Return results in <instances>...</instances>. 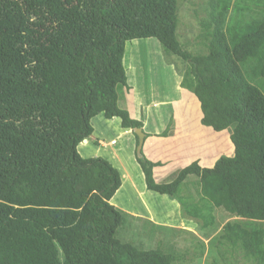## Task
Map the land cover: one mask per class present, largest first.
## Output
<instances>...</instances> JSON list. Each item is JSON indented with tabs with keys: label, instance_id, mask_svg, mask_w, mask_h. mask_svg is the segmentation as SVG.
Instances as JSON below:
<instances>
[{
	"label": "trees",
	"instance_id": "obj_1",
	"mask_svg": "<svg viewBox=\"0 0 264 264\" xmlns=\"http://www.w3.org/2000/svg\"><path fill=\"white\" fill-rule=\"evenodd\" d=\"M232 2L207 0L205 52L192 53L178 39L177 0H0V264H175L116 237L127 215L110 203L121 175L77 149L98 114L144 126L118 100L127 41L150 37L186 63L180 87L197 98L202 125L231 127L234 150L168 183L136 155L146 188L204 227L217 208L250 221H227L217 238L264 264V0Z\"/></svg>",
	"mask_w": 264,
	"mask_h": 264
},
{
	"label": "rangeland",
	"instance_id": "obj_2",
	"mask_svg": "<svg viewBox=\"0 0 264 264\" xmlns=\"http://www.w3.org/2000/svg\"><path fill=\"white\" fill-rule=\"evenodd\" d=\"M177 1L178 39L192 53L205 52L198 34L201 32L199 20L207 14V0ZM249 5L250 13H253L249 16L253 17L259 6L256 3ZM163 50L154 37L127 41L123 61L128 88L120 91L118 100L121 108L143 120L144 128L148 121L149 132L146 133L150 135L145 139L141 153L157 163L153 167V177L158 183L173 181L179 171L194 160L200 158L201 166L211 167L219 156H231L234 150L230 139L231 127L216 132L200 123L197 98L179 85L186 63ZM160 101L162 105L156 108ZM144 104H149L151 109H146ZM171 110L175 111L172 116ZM92 125L93 136L77 147L80 155L102 157L123 175L126 168L135 182L130 185L125 180L110 200L111 204L127 213L116 231L118 239L139 249H160L170 253L175 264H256L245 256L239 244L232 246L226 241L219 242L217 238L227 221L238 219L251 226L250 221L217 208L215 223L202 226L200 220L182 212L176 199L146 188L144 175L135 159L136 135L121 126L119 117L109 119L98 114L92 118ZM112 140L115 143L109 144ZM101 142H106V145ZM198 145L201 150L196 149ZM189 177L187 182L196 180L195 176ZM182 188L186 189L187 185L184 183ZM191 190L195 194V190Z\"/></svg>",
	"mask_w": 264,
	"mask_h": 264
},
{
	"label": "crops",
	"instance_id": "obj_3",
	"mask_svg": "<svg viewBox=\"0 0 264 264\" xmlns=\"http://www.w3.org/2000/svg\"><path fill=\"white\" fill-rule=\"evenodd\" d=\"M183 97H187V95L186 96H182L181 98H183ZM172 101V100H171ZM198 101V100H197ZM161 102L162 101H160L159 103H157L156 105V108H158V106H161L162 104H161ZM199 103V102H198ZM146 105V109L147 108H150L151 109V106L149 105V104H144V106ZM199 107H200V105H199ZM149 109V110H150ZM155 112H158V113H161V110H159V109H155L154 110ZM149 112V111H148ZM147 112V113H148ZM157 113V114H158ZM175 113V111L174 110H171V116L173 115ZM132 117H134V116H132ZM135 118V117H134ZM136 119H138V118H136ZM164 121V120H163ZM91 124H92V120H91ZM147 125H148V121H146V123H145V126H146V128H144V126H143V129H144V132H145V139L146 138H148V136L150 135V134H148V133H146V131H148L149 132V130L147 129ZM93 126V125H92ZM93 129H94V127H93ZM127 131H129V132H131L132 133V130L129 128V129H127ZM93 134H94V131H93V133L88 137V138H86V139H84L83 141H82V143L84 142V141H89V138L90 137H92L93 136ZM113 141V140H112ZM145 142H146V140H144V144H145ZM105 144H102V145H106V142H104ZM109 144H111V142L109 143ZM134 144H135V140H134ZM143 144V145H144ZM135 148H136V144L134 145V150H135ZM203 149L205 148V145H203V147H202ZM196 149H198V150H201V146L200 145H198L197 147H196ZM198 155L199 156H201V153H198ZM200 161V158H199V160H198V162ZM114 165V164H113ZM118 171H119V173H120V175H121V178H122V184H123V182L126 180V181H129L130 182V185H133V184H135V182L133 181V179H132V177H131V175H130V173H129V171L126 169V168H124V175L120 172V170L117 168V167H115ZM121 187V186H120ZM111 203V202H110ZM115 206V205H114ZM151 220H153L152 219V217H149ZM154 222V221H153Z\"/></svg>",
	"mask_w": 264,
	"mask_h": 264
},
{
	"label": "water",
	"instance_id": "obj_4",
	"mask_svg": "<svg viewBox=\"0 0 264 264\" xmlns=\"http://www.w3.org/2000/svg\"><path fill=\"white\" fill-rule=\"evenodd\" d=\"M133 132L138 137V143L136 146V154L138 157H140L141 156V150H142L143 143H144L145 132L142 130V128H134Z\"/></svg>",
	"mask_w": 264,
	"mask_h": 264
},
{
	"label": "clouds",
	"instance_id": "obj_5",
	"mask_svg": "<svg viewBox=\"0 0 264 264\" xmlns=\"http://www.w3.org/2000/svg\"><path fill=\"white\" fill-rule=\"evenodd\" d=\"M134 118V117H133ZM140 119V118H139ZM92 120V119H91ZM126 129H129V128H126ZM131 129V128H130ZM132 130V133H134L133 132V129H131ZM142 130L144 131V129H143V127H142ZM136 135V134H135ZM138 138V137H137ZM144 140H145V138H144ZM135 141H136V138H135ZM111 143L113 144V143H115V141H111ZM138 143V142H137ZM101 144H103V142H101ZM135 144H136V142H135ZM144 144V143H143ZM136 146H137V144H136ZM136 151V150H135ZM137 155V154H136ZM141 155H142V153H141ZM233 155V154H232ZM231 155V156H232ZM138 157V156H137ZM192 176V175H191ZM191 176L189 177V178H191Z\"/></svg>",
	"mask_w": 264,
	"mask_h": 264
}]
</instances>
